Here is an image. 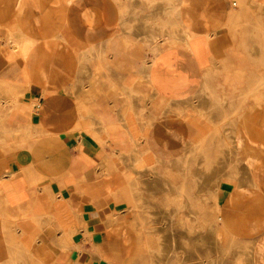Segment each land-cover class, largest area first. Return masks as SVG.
<instances>
[{
	"label": "crops",
	"instance_id": "1",
	"mask_svg": "<svg viewBox=\"0 0 264 264\" xmlns=\"http://www.w3.org/2000/svg\"><path fill=\"white\" fill-rule=\"evenodd\" d=\"M250 5L0 0V264H124L137 197L158 219L181 179L219 181L218 239H264V92L227 74Z\"/></svg>",
	"mask_w": 264,
	"mask_h": 264
},
{
	"label": "rangeland",
	"instance_id": "2",
	"mask_svg": "<svg viewBox=\"0 0 264 264\" xmlns=\"http://www.w3.org/2000/svg\"><path fill=\"white\" fill-rule=\"evenodd\" d=\"M260 1L261 7L253 8L250 5L244 8L246 12L254 13L255 16V13H258V17L244 21V28L254 29V37L249 32L248 36H244V42L251 44L254 39L258 38L259 50H256L255 45L249 46V49L245 48L249 51L243 52V66L237 67L233 73L230 72L231 69H228L227 73L244 77L258 76L257 82L243 85L249 93L264 92V0ZM140 38L144 43L145 37ZM161 38L163 37L159 36L156 40L160 41ZM262 102L261 100V108ZM203 150H197V152ZM189 151L192 153L193 149H188V152L185 150L186 154L181 157V173L204 170L202 166L206 158L199 154L191 155ZM263 151L264 147H261L260 152ZM195 159L199 168L193 165ZM139 182L138 180L131 181L136 188L139 187ZM218 183V180H179L180 195L176 200L179 210L160 213L158 219L155 211H145L146 205L143 211L138 207L141 199L144 200V204L145 200H148L154 205L155 196L137 197L139 205L133 206L135 209L133 214L137 222L133 227L135 241L132 246L134 249L129 252V258L124 264H264V239L255 243L237 241V239H218L219 221L215 194V189H219ZM190 186H195L197 193L195 196L187 195ZM169 198L165 199L164 203L171 205L173 201L171 197ZM193 198H195L194 206L192 205ZM176 201L174 199V202ZM171 239L176 240V248L173 251H169ZM162 253L165 259L162 258ZM167 254L170 255L167 257Z\"/></svg>",
	"mask_w": 264,
	"mask_h": 264
},
{
	"label": "bare ground",
	"instance_id": "3",
	"mask_svg": "<svg viewBox=\"0 0 264 264\" xmlns=\"http://www.w3.org/2000/svg\"><path fill=\"white\" fill-rule=\"evenodd\" d=\"M10 30V29H9ZM176 32V31H175ZM184 32V31H183ZM173 35V34H172ZM187 36V35H186ZM183 38H185V40L187 39L186 37H182V36H180V37H177V39H179L180 41H183ZM166 39H167V41H171L172 43L173 42H175V37H173V36H167L166 37ZM188 40V39H187ZM163 41H166V40H163ZM149 44V43H148ZM154 46V45H153ZM156 47V46H155ZM18 55V54H17ZM24 59V58H23ZM94 62V61H93ZM95 86V85H94ZM81 95V94H80ZM193 100V99H192ZM180 102V101H179ZM16 103V102H15ZM182 103V102H181ZM17 104V103H16ZM35 104V103H34ZM7 105V104H6ZM218 114V113H217ZM25 129V128H24ZM23 130V129H22ZM133 153V152H132ZM140 156V155H139ZM141 157V156H140ZM131 163V162H130ZM216 183V182H215ZM174 186V185H173ZM217 186H218V184H217ZM215 188H216V186H215ZM214 189V188H213ZM171 225V224H170ZM176 225V224H175ZM73 228V227H72ZM171 228V227H170ZM174 229V228H173ZM172 231V230H171ZM88 234V233H87ZM172 235V234H171ZM129 238H131V239H129V252L130 251H132L133 249H134V247L132 246V243L135 241V238H134V234L133 235H130L129 236ZM159 242H162V241H159ZM182 243V242H181ZM162 244H164L163 242H162ZM183 245V244H182ZM162 247V246H161ZM164 247V246H163ZM216 247V246H215ZM176 248V240H174V239H171V243H170V248H169V251H173L174 249ZM161 249V248H160ZM216 251V250H215ZM161 252H162V250H161ZM164 252V251H163ZM166 253L168 252V251H165ZM182 252V251H181ZM216 253V252H215ZM219 254V253H218ZM170 254H167V257L169 256ZM198 255V254H197ZM164 255H163V253H162V258L163 259H165L164 257H163ZM166 256V255H165ZM218 256V255H217ZM216 256V257H217ZM222 256V255H221ZM99 257V256H98ZM166 257V258H167ZM175 257V256H174ZM200 257V256H199ZM185 258V257H184ZM223 258V257H222ZM199 260H201V258L199 259ZM219 260V259H218ZM169 262V261H168ZM195 263V262H194ZM198 263V262H197ZM151 264V263H150ZM202 264H204V263H202ZM216 264V263H215ZM218 264V263H217Z\"/></svg>",
	"mask_w": 264,
	"mask_h": 264
},
{
	"label": "built area",
	"instance_id": "4",
	"mask_svg": "<svg viewBox=\"0 0 264 264\" xmlns=\"http://www.w3.org/2000/svg\"><path fill=\"white\" fill-rule=\"evenodd\" d=\"M233 6H235V5L233 4Z\"/></svg>",
	"mask_w": 264,
	"mask_h": 264
}]
</instances>
